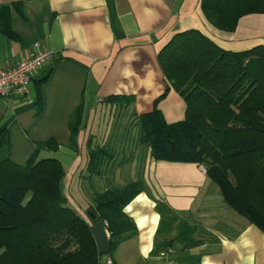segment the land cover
Returning a JSON list of instances; mask_svg holds the SVG:
<instances>
[{
    "label": "crops",
    "instance_id": "1",
    "mask_svg": "<svg viewBox=\"0 0 264 264\" xmlns=\"http://www.w3.org/2000/svg\"><path fill=\"white\" fill-rule=\"evenodd\" d=\"M198 1L0 0V10L7 7L9 27L16 36L10 40L0 34L1 69L25 58L34 43L53 51L34 76H47L39 111L33 82L27 101L0 97V130H5L9 147L13 142L17 146L10 148V159L21 164L35 143L52 139L57 149L39 154L61 163L67 205L88 224L85 210L93 194L129 181L142 182V192L122 210L135 235L116 247L119 258H112L114 264H264V235L226 207L217 186L199 170L201 165L152 161L135 141V126H129L134 135L130 157L124 167L115 166L112 179L100 182L102 173L93 177L85 168L87 148L114 143L110 134L117 126L114 116L133 122L134 116L157 110L166 124L183 119L181 98L171 90L161 97L165 87L156 60L175 33L196 29L230 51L264 46V14L243 16L233 32L225 33L204 20ZM111 96L130 97L132 102L119 107L105 101ZM80 105L81 125L72 146L67 120ZM89 179H96V185L92 182L90 192H82L86 201L76 203L80 181L90 183ZM156 205L184 220L192 231L186 237L178 234L176 240L179 230L163 233L159 241H173L158 255L151 253L160 217Z\"/></svg>",
    "mask_w": 264,
    "mask_h": 264
},
{
    "label": "trees",
    "instance_id": "2",
    "mask_svg": "<svg viewBox=\"0 0 264 264\" xmlns=\"http://www.w3.org/2000/svg\"><path fill=\"white\" fill-rule=\"evenodd\" d=\"M198 6L204 20L225 33L233 32L243 16L264 14V0H199ZM0 34L16 40L7 7L0 10ZM156 60L165 87L161 97L170 90L176 93L184 105L183 119L166 124L157 110L134 116L135 141L152 161L203 166L226 207L264 235V46L230 51L188 29L175 33ZM34 79V105L39 111L47 76ZM105 101L125 107L132 98L111 96ZM81 119L80 105L67 120L72 146ZM56 149L52 139L35 143L21 164L14 163L7 134L0 130V264H98L91 235L94 222L105 223L111 260L116 247L135 235L122 210L142 192V182L129 181L93 194L85 213L95 219L88 224L67 205L61 163L37 158L40 151ZM112 154L108 146L87 148V172L99 174ZM156 211L160 217L154 255L172 244L173 239L159 241L163 233L179 230L176 240L178 234L186 237L192 232L168 209L156 205Z\"/></svg>",
    "mask_w": 264,
    "mask_h": 264
},
{
    "label": "built area",
    "instance_id": "3",
    "mask_svg": "<svg viewBox=\"0 0 264 264\" xmlns=\"http://www.w3.org/2000/svg\"><path fill=\"white\" fill-rule=\"evenodd\" d=\"M53 51L47 49L38 43L32 44L31 50L27 56L18 61L9 69L0 68V97L2 98H20L27 101V88L37 71L51 60ZM199 170L204 172L203 167L199 166ZM103 230L105 223H102ZM164 254H160L163 256ZM98 264H114L111 258L101 255Z\"/></svg>",
    "mask_w": 264,
    "mask_h": 264
},
{
    "label": "rangeland",
    "instance_id": "4",
    "mask_svg": "<svg viewBox=\"0 0 264 264\" xmlns=\"http://www.w3.org/2000/svg\"><path fill=\"white\" fill-rule=\"evenodd\" d=\"M28 92L29 95L31 96L33 91L32 89L29 87L28 88ZM113 119H115V124H117V126H112L110 134L113 136V140L114 143L111 144V146H109V144L107 145L109 147V149L112 151V160L108 161L107 164L105 166H102L100 173L103 174V177L101 178V181H108L110 179H112V170H114L115 166H121L124 167V160L127 161L128 158L130 157V152L132 150V138L131 136L132 134V128L130 129L129 126H132V120L130 118L124 117V116H114L112 118V122ZM119 126H127L123 129H121ZM56 130L58 129V126H56L55 128ZM17 146H15V142H13L12 146H10L11 150L12 149H17ZM45 155L39 154V156L37 157L38 159L40 158H44ZM14 158L15 159H19V155L18 153H14ZM204 169V167H203ZM205 171V170H204ZM94 177V176H93ZM90 180V179H89ZM92 182H94V185H96V179H91L90 183H88L87 180H82L79 183V187H77L76 189V194L74 195L75 201L76 203H79V199L81 200V202L86 201V197L83 195L82 192H90L91 188L90 184H92ZM95 189V187L93 188ZM92 197V196H91ZM90 203V201L88 202ZM114 250L111 254V257L114 259H118L119 258V254H117V252Z\"/></svg>",
    "mask_w": 264,
    "mask_h": 264
},
{
    "label": "water",
    "instance_id": "5",
    "mask_svg": "<svg viewBox=\"0 0 264 264\" xmlns=\"http://www.w3.org/2000/svg\"><path fill=\"white\" fill-rule=\"evenodd\" d=\"M86 216L94 221L95 216L89 212L85 213ZM91 235L95 245L96 254L98 256L106 255L109 253V242L103 230L102 224L100 222H94L91 226Z\"/></svg>",
    "mask_w": 264,
    "mask_h": 264
}]
</instances>
